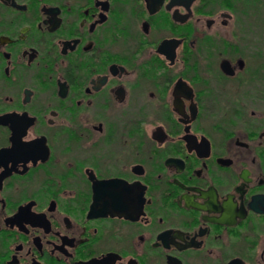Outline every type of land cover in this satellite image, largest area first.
Returning <instances> with one entry per match:
<instances>
[{
	"label": "flooded vegetation",
	"instance_id": "af4514ba",
	"mask_svg": "<svg viewBox=\"0 0 264 264\" xmlns=\"http://www.w3.org/2000/svg\"><path fill=\"white\" fill-rule=\"evenodd\" d=\"M0 264H264V0H0Z\"/></svg>",
	"mask_w": 264,
	"mask_h": 264
}]
</instances>
